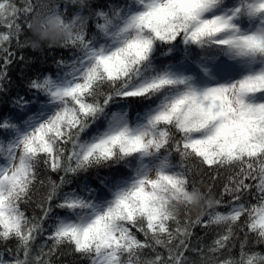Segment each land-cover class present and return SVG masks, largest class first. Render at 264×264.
Listing matches in <instances>:
<instances>
[{
	"label": "snow or ice",
	"instance_id": "1",
	"mask_svg": "<svg viewBox=\"0 0 264 264\" xmlns=\"http://www.w3.org/2000/svg\"><path fill=\"white\" fill-rule=\"evenodd\" d=\"M24 4L0 0V25L8 29L0 53L21 32L20 12L63 13ZM90 15L100 39L78 33L71 45L80 55L69 70L31 80L36 95L18 96L17 115L0 118V243L16 241L0 264H51L65 244L89 264H197L188 252L199 264H264L249 242L252 233L264 244V0H124ZM192 158L216 175L228 170L219 198L211 186L190 187ZM100 168L114 171L97 173L98 187L87 177L69 187ZM37 193L39 214L29 217L22 205ZM197 193L207 204L192 218L187 204ZM213 224L225 231L207 252L190 244L191 229ZM235 228L247 231L240 238ZM46 233L51 246L34 253ZM145 250L150 258H142Z\"/></svg>",
	"mask_w": 264,
	"mask_h": 264
},
{
	"label": "trees",
	"instance_id": "2",
	"mask_svg": "<svg viewBox=\"0 0 264 264\" xmlns=\"http://www.w3.org/2000/svg\"><path fill=\"white\" fill-rule=\"evenodd\" d=\"M34 4L36 3H46L51 5L59 6L61 11L71 17L77 10V4L73 0H32ZM14 3L18 8H23L25 6L24 0H14ZM124 0H87L86 13L98 12V11H109L111 6L122 5ZM32 14H27V16L20 12L17 16L16 22L21 24V32L18 37H13L11 43H5L4 47L8 49V53L13 55L8 56V53H0V70L4 68V57L8 56L11 63L6 66L7 78L4 81V91H0V118L14 117L19 112V109L13 106V101L18 97L22 96L25 99H32L36 95L35 90H30L29 83L33 79H43L46 76H52L54 79L57 75H62L65 71H68V65L80 55L79 50L72 45L67 47H45L42 50H33L27 44V38L30 36L29 29L27 28V22ZM91 19L89 21L86 37L91 38L95 35L100 39L99 30L96 28L97 19L90 15ZM100 22H103L102 20ZM6 26L0 25V33L7 32ZM63 62V63H61ZM43 100L44 97L40 96ZM31 114V113H29ZM1 160V159H0ZM174 162L179 163V157L174 156ZM190 169L188 173V179L191 184L194 182L201 189V191L207 192L209 186H211V194L214 198H219L223 190V185L226 183V178L228 176L227 169H220L219 174L216 175L215 171H210L207 166L201 165L196 158H192L187 162ZM114 169L100 168L92 169L87 174H80L73 179V183L69 186L70 188H76L78 184H81L85 177L89 180L92 187L96 188L99 186L98 180H96L97 173L103 177L109 175ZM43 175V172H41ZM216 175V179L213 182L212 177ZM53 179H58L56 174H52ZM65 190H68L67 188ZM39 199V193L33 197L31 203L22 205V209L25 211L26 215L29 217L34 214H39V209L36 207V201ZM229 198L225 197V205ZM248 202L250 204H256L255 196H249ZM216 210L226 212L227 207L221 206ZM60 214L64 215L62 210L55 209L53 215ZM192 218H195L196 213L190 212ZM181 219H183V213H181ZM207 220V217L204 218ZM52 221H49L51 223ZM51 229H48L50 232ZM135 231V229H133ZM192 236L190 238V244L192 246L200 247L207 252V248L212 245L213 241L217 238L218 234H222L225 231V227L222 225H211L204 227L203 225H197L195 228L191 229ZM246 228L241 230V228H235L236 235L240 238L243 237ZM46 235L43 237H38L37 241L33 245L34 253L39 249L41 244L46 243L45 251H48V247L51 246V241H46ZM139 239L143 240L142 234L137 233ZM255 235L249 233L250 246L254 251H259L264 253V244L255 243ZM236 247L232 248V255L238 256L239 253V243L240 240L237 239L233 241ZM16 241L11 240L6 244L0 243V253L3 254L5 260L10 259V255L7 249H15ZM158 251L167 254L165 250L158 249ZM142 258H150L152 253L149 250H145L142 254ZM220 258H224L229 255L228 252L222 254H217ZM191 259L196 260L199 264V257L192 252L186 253ZM51 264H89V261L83 259L79 253H76L72 246L61 245L50 257Z\"/></svg>",
	"mask_w": 264,
	"mask_h": 264
},
{
	"label": "clouds",
	"instance_id": "3",
	"mask_svg": "<svg viewBox=\"0 0 264 264\" xmlns=\"http://www.w3.org/2000/svg\"><path fill=\"white\" fill-rule=\"evenodd\" d=\"M78 10L68 17L61 13L59 19L56 14L47 7H41L34 11L28 20V29L30 36L27 38V44L33 50H42L45 47H67L72 44L73 38L80 32H86L90 15L86 13L87 0L83 4L80 0H75ZM208 194V199H211ZM207 201L197 193L194 198L188 202V209L197 213L202 207H206ZM173 212L179 214L181 205L173 206Z\"/></svg>",
	"mask_w": 264,
	"mask_h": 264
},
{
	"label": "rangeland",
	"instance_id": "4",
	"mask_svg": "<svg viewBox=\"0 0 264 264\" xmlns=\"http://www.w3.org/2000/svg\"><path fill=\"white\" fill-rule=\"evenodd\" d=\"M1 160H0V163H3V159L2 158H0Z\"/></svg>",
	"mask_w": 264,
	"mask_h": 264
}]
</instances>
